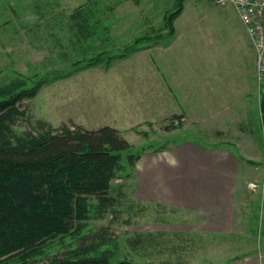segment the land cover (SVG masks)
I'll use <instances>...</instances> for the list:
<instances>
[{
  "label": "rangeland",
  "instance_id": "374dc122",
  "mask_svg": "<svg viewBox=\"0 0 264 264\" xmlns=\"http://www.w3.org/2000/svg\"><path fill=\"white\" fill-rule=\"evenodd\" d=\"M175 1L0 0V85L15 78L26 81V88L39 84L36 96L22 101L25 117L14 130H34L36 121L54 128L114 126L132 144L129 153H166L187 142L232 153L245 189L235 232H209L196 212L139 199L134 171L127 169L110 183L108 194L117 199L114 209L103 219L88 221L82 234L91 237L106 228L117 244L113 262L264 264V138L259 109L264 89L255 72L252 75L255 54L234 8L217 6L213 0H184L170 36L163 17L174 11ZM77 11L88 19L90 30L95 19L100 22L101 34L93 40L96 50L88 48L91 40L84 42L72 24ZM179 43L182 49L171 54L169 47ZM130 47L134 50L108 66L106 58L88 65L95 52L113 56ZM161 50L182 56L185 76L208 82L195 94L205 106L190 116L184 115L182 105L170 113L172 106L151 103V79L162 73L153 70L158 71L155 57ZM230 76H237L239 87L246 81L250 87L229 102L215 94L213 84ZM59 239L42 244L44 255L32 264H50L76 243L71 236Z\"/></svg>",
  "mask_w": 264,
  "mask_h": 264
},
{
  "label": "trees",
  "instance_id": "16d2710c",
  "mask_svg": "<svg viewBox=\"0 0 264 264\" xmlns=\"http://www.w3.org/2000/svg\"><path fill=\"white\" fill-rule=\"evenodd\" d=\"M183 1L176 0L174 11L163 17L170 36ZM71 21L84 42L91 40L88 48L96 50L98 44L93 40L101 34L99 20H94L90 30L88 19L77 11ZM132 50L113 56L95 52L88 65L106 58L108 66ZM38 88L39 84L26 88V81L18 78L0 85V264H32L44 255L42 244L56 237L62 241L65 236L76 243L61 258L53 257L50 264H131L113 262L118 256L117 244L106 228L91 237L82 231L88 221L103 219L114 209L117 199L108 194L110 183L127 169L134 171L141 153H129L132 144L110 126L54 128L36 121L34 130L16 132L14 126L25 117L20 105L35 97ZM259 109L264 138V91ZM124 152L128 154L123 158Z\"/></svg>",
  "mask_w": 264,
  "mask_h": 264
},
{
  "label": "crops",
  "instance_id": "0c3cea01",
  "mask_svg": "<svg viewBox=\"0 0 264 264\" xmlns=\"http://www.w3.org/2000/svg\"><path fill=\"white\" fill-rule=\"evenodd\" d=\"M245 34L247 36L246 31ZM179 44L173 49V44L169 47L171 54H177L182 49V43ZM169 52L161 50L160 55L155 57L158 71L155 68L153 70L157 75L162 73L155 81L154 75L151 79V103L161 107L172 106L174 109L170 113L176 111L175 106L182 105L184 115L190 116L194 110L205 106L195 94L204 90L208 82L204 77L191 80L185 76L181 69L184 59L181 55L171 57ZM3 56L7 58L8 54ZM254 72L255 58L252 75ZM235 79L237 76H230L221 82L215 79V94L230 102L232 98L235 101L239 94L249 90L247 81L241 82L239 87ZM97 128L99 126L94 127ZM112 128L118 129L114 126ZM232 157L234 155L230 152L210 150L194 142L181 144L166 153L143 154L135 165V194L143 201L198 213L201 224L209 232H235L245 189L240 185L241 173L237 170V160Z\"/></svg>",
  "mask_w": 264,
  "mask_h": 264
},
{
  "label": "built area",
  "instance_id": "2783aa9c",
  "mask_svg": "<svg viewBox=\"0 0 264 264\" xmlns=\"http://www.w3.org/2000/svg\"><path fill=\"white\" fill-rule=\"evenodd\" d=\"M217 6H231L244 27L255 54V78L264 89V0H213Z\"/></svg>",
  "mask_w": 264,
  "mask_h": 264
}]
</instances>
